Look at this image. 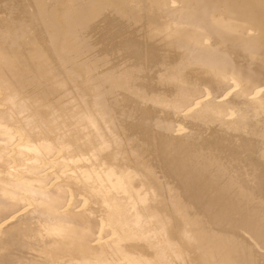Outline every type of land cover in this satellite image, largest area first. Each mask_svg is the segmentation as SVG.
<instances>
[{"label":"bare ground","instance_id":"1","mask_svg":"<svg viewBox=\"0 0 264 264\" xmlns=\"http://www.w3.org/2000/svg\"><path fill=\"white\" fill-rule=\"evenodd\" d=\"M0 264H264V0H0Z\"/></svg>","mask_w":264,"mask_h":264}]
</instances>
